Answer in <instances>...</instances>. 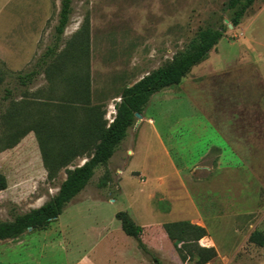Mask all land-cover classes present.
I'll return each instance as SVG.
<instances>
[{
  "label": "rangeland",
  "instance_id": "374dc122",
  "mask_svg": "<svg viewBox=\"0 0 264 264\" xmlns=\"http://www.w3.org/2000/svg\"><path fill=\"white\" fill-rule=\"evenodd\" d=\"M227 3L228 0H73L72 15L59 52L81 28L89 24V67L84 63L68 62L61 77L57 76L52 84L42 73L33 83L23 86L19 76L35 69L47 48L54 44L61 0H0V174L7 181V188L0 191V221H11L15 214L41 207L56 196L66 179L65 170L54 180L47 177L37 139L24 109L23 97L40 104L59 101L67 90V82L62 77L82 75L88 71L92 105L102 106L105 120L110 123L116 113L115 105L120 101L118 96L125 87L132 86L165 65L176 53L186 49L201 30L224 29L222 39L207 57L206 66L211 70L205 72L212 75L213 81L231 80L242 84V109L247 113L255 112L252 101L248 99L251 91L245 87L246 83L249 87L251 83L264 81V0H257L236 28L230 24L233 11L227 9ZM192 72L195 76L204 74L198 70ZM183 88H190V84L186 83ZM183 92L174 87L152 96L144 114L142 130H146L145 137L142 132L137 135L135 151L138 154L131 159L130 166L122 170L121 180L115 174V168L120 167L122 162L119 152L110 167L95 170L91 182L83 191L90 198L102 195L106 200L91 199L68 205L50 224V236L56 235L59 225H64L84 244L93 240L96 226L105 224L114 208L123 211L130 206L132 212L139 215L143 210L144 193L156 187L155 179H152L154 176L145 168L167 160L157 140L149 134L152 128L149 119L154 122L176 163H191L190 159L187 161L184 158V155L191 156L185 153V149L190 141L197 139V134L188 127L187 119L198 117L200 109L189 104L184 95H180L178 101L167 99L171 94ZM13 105L16 106L17 117L8 120ZM229 108V101L222 98L221 111L224 113ZM19 113H23V118ZM78 114L77 119L83 120L84 114ZM139 121L137 119L135 126ZM132 135L131 128L127 141ZM253 159L262 162L264 155L255 154ZM85 161V157L78 158L72 165L79 166ZM239 167L242 168L233 170L235 174L230 180L222 175L217 179L226 182L225 191L232 195L246 192L248 198L245 200L226 201L222 205L219 201L206 199L207 193L223 191L219 185H193L188 182L185 186L174 182L170 186L173 200L168 199L153 214L144 210L146 215L141 214L139 223L154 219L163 223L186 220L192 213L188 194L195 195L204 215L216 211L223 216L212 220L209 227L219 241L224 257L208 264H264V246L249 241L252 231L264 234V167L249 169L244 164ZM131 169L140 175H132ZM106 171L110 172L112 182L107 188H99ZM201 172L205 174L206 171L196 170L197 174ZM204 177L194 176L195 180ZM211 179L209 176L208 180ZM109 195L118 199L115 206L108 202ZM153 203H149L150 210ZM170 207L172 211L168 212ZM233 226L241 230L240 236L233 232ZM43 235L44 232H39L35 236L39 238ZM153 255L160 264H171L159 255ZM146 256L154 263L153 256Z\"/></svg>",
  "mask_w": 264,
  "mask_h": 264
},
{
  "label": "trees",
  "instance_id": "16d2710c",
  "mask_svg": "<svg viewBox=\"0 0 264 264\" xmlns=\"http://www.w3.org/2000/svg\"><path fill=\"white\" fill-rule=\"evenodd\" d=\"M256 1L228 0L227 9L233 11L230 24L234 28L240 25L246 12ZM72 3L73 0H61L54 44L47 48L35 69L19 76L21 85L33 83L42 73L52 84L57 76L61 77L68 62L84 63L89 67V24L84 29L81 28L59 52L62 37L72 15ZM223 33L224 29L201 30L186 49L176 53L165 65L150 72L132 86L125 87L118 96L120 101L115 105L116 114L110 123L105 120L102 106L92 105L88 71L82 75L62 77L67 82V90L57 102L40 104L23 96L24 109L37 139L47 177L54 180L65 170L66 179L60 185L56 196L41 207L24 214H15L11 221H0V241L17 239L29 229L46 230L57 220L89 185L95 170L108 167L111 158L127 138L129 130L135 126L138 119L136 114H144L153 95L179 86L195 66L207 59L222 39ZM15 107L13 105L11 108L12 114L7 117L8 120L16 119ZM79 112L84 114L83 120L77 119ZM23 113H19L22 118ZM83 157L86 161L82 166L72 165L76 159ZM69 166L73 168L69 169ZM111 182V174L106 171L99 182V188H107ZM6 188V178L0 174V191ZM117 218L125 234L135 239L139 248L160 264L142 242L143 229L126 212L119 213ZM163 229L182 263L207 264L217 257L214 248H203L199 244L207 235L204 228L181 221L165 223ZM249 241L263 247L264 234L255 230Z\"/></svg>",
  "mask_w": 264,
  "mask_h": 264
},
{
  "label": "crops",
  "instance_id": "0c3cea01",
  "mask_svg": "<svg viewBox=\"0 0 264 264\" xmlns=\"http://www.w3.org/2000/svg\"><path fill=\"white\" fill-rule=\"evenodd\" d=\"M206 61L207 59L195 66L183 79L182 83L177 86L181 91H184L183 93L171 94L167 98L171 101H178L180 95H184L189 104L200 109L198 117L192 120L187 119L188 127L193 128V132L195 131V134H197V139L190 141L189 145L186 146L187 149H185V153L191 154V156L184 155L187 161L191 160L189 165H178L176 163L155 128L154 122L151 119L148 120L149 125L152 126L149 134L157 140L167 160L165 163L157 162L154 167L148 166L145 168L147 172L154 176L152 179H155L156 187L149 189L150 192L144 193L143 201L146 204L143 203V210L138 213L139 215L133 213L130 206L123 211L114 208L111 211V217L104 222L105 224L96 226V234L92 237L93 240L84 244L74 232L71 233L67 230L68 228L65 229L64 225L57 227L54 236H50V227L41 231L28 230L17 239L0 241V264H157L156 261L151 263L147 259V253L139 248L137 241L125 234L122 224L117 218V215L121 212L128 213L135 224L143 229L141 239L149 251L159 255L171 264H178L181 260L163 229L165 223L155 219L152 222L142 224L138 221L142 217L141 214L146 215V212L153 214L156 210L162 208V204L168 199L173 200L170 186L174 182H180L181 185L185 186L188 182L193 185H219L223 191L220 193L217 191L207 193L206 199L219 201L222 205L226 201L248 198L246 192L235 196L225 191L226 182H221L220 179H217V176L222 175L230 180L235 174L233 170L242 168L239 167L240 164H244V167L248 166L249 169L264 167V161L253 159L255 154L264 155V81L251 83L249 87L246 83L247 88L245 87V89L251 91L248 99L252 101L251 104L255 107V112L247 113L245 109H242L243 93L240 92L242 84L238 85L231 80H211L212 75L209 76L210 74L205 72V70H211L206 66ZM196 70L204 72V74L200 73L199 76H195L192 71ZM186 83L190 84V88H183ZM222 98L230 103L229 111L225 110L224 113L220 109ZM167 99L165 98V100ZM144 114L141 115L142 118L139 119L138 124L132 128L133 135L131 139L127 141V136L109 162L110 167L116 154L121 153V166L115 168V174L119 180H121L119 176L123 174L122 170L129 167L131 159L138 154L135 151L137 148V135L142 132L145 137L146 130H142L145 123ZM198 147L201 148L198 149ZM193 154L194 156H192ZM196 170H205L206 172L205 174L203 172L197 174ZM187 171L189 172L186 174ZM130 173L140 175L134 169H131ZM197 175H205V177L195 180L194 176ZM209 176L213 179L208 180ZM119 189L121 192V187ZM159 195L160 197H158ZM109 196L108 202L110 205L115 206L118 199L112 195ZM188 197L192 213L188 219L183 221L205 229L207 235L200 240L199 244L203 248H214L216 250L217 257L214 260L224 257L220 249V243L212 235L209 227L210 222L219 220L223 217L222 214L214 211L204 215L196 203L197 198L195 195H193L195 199L189 194ZM91 199L95 201L106 200L102 195L90 198L81 192L69 205L80 204ZM156 199H158L157 202ZM153 201L154 203L151 205L153 208L150 210L148 208L149 203ZM171 209L170 207L167 211L170 212ZM233 227V232L240 236L241 230L236 226ZM39 232H44V235L40 236L41 238L35 236ZM253 232L249 233V238ZM53 237L55 238L53 239ZM35 246L36 248L33 249Z\"/></svg>",
  "mask_w": 264,
  "mask_h": 264
},
{
  "label": "water",
  "instance_id": "95a60500",
  "mask_svg": "<svg viewBox=\"0 0 264 264\" xmlns=\"http://www.w3.org/2000/svg\"><path fill=\"white\" fill-rule=\"evenodd\" d=\"M136 117H137L138 119H141V118H142V116H141L140 114H136ZM29 230H31V229H29Z\"/></svg>",
  "mask_w": 264,
  "mask_h": 264
},
{
  "label": "built area",
  "instance_id": "2783aa9c",
  "mask_svg": "<svg viewBox=\"0 0 264 264\" xmlns=\"http://www.w3.org/2000/svg\"><path fill=\"white\" fill-rule=\"evenodd\" d=\"M112 122V121H111Z\"/></svg>",
  "mask_w": 264,
  "mask_h": 264
}]
</instances>
